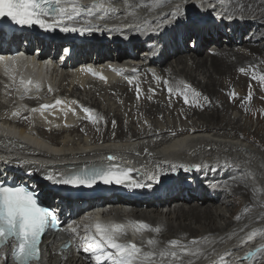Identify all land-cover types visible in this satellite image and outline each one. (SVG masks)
I'll use <instances>...</instances> for the list:
<instances>
[{
  "label": "bare ground",
  "instance_id": "6f19581e",
  "mask_svg": "<svg viewBox=\"0 0 264 264\" xmlns=\"http://www.w3.org/2000/svg\"><path fill=\"white\" fill-rule=\"evenodd\" d=\"M112 1L117 2L119 7L116 16L121 17L124 13L127 17L123 20L133 21L154 17L161 4L160 0H135L133 6L125 0ZM209 1L199 0V4L204 7ZM232 1V5L228 6L222 3L223 0L217 3L220 12L234 16L227 24L235 26L237 38L232 39L226 48L224 45H214L213 41L210 44L211 40L204 36L200 50L188 48L178 51L173 55L174 59L173 56L170 59L164 57L163 60L156 57L151 62L152 67H158L156 70L140 67L134 75L142 88L140 104L137 103L136 84L118 81L107 90L96 86L87 91L76 86V92H69L67 85L71 81H64L59 94L80 99L86 106L84 108H96L99 120L103 121L100 124L88 119L89 113L84 111L78 117L70 110L75 103L59 99L58 94H52L54 97L46 100L30 101L39 106L52 105L57 99L63 102L44 112L53 114L52 119L56 125L51 131L53 135L75 133L71 138H52V141L63 144L61 153L65 155L86 152L90 149L84 147L93 141L112 139L113 135H109L112 128L117 136L124 138V144L135 138L132 143L138 144L136 147L139 151L147 153L146 158L140 160L151 161L153 167L163 169L165 182L177 179L184 182L188 174L183 170L171 172L172 163H193L208 159L225 161V168L209 172L210 176L218 178L214 183L218 194H214V197L207 196L205 200H200L195 194L190 199L180 194L173 195L175 186L169 183L167 194L155 193L131 201L135 208L129 216L133 221L148 224L150 239L155 242L149 245L147 240L140 241L145 253L168 249L171 247L168 242L174 239L183 245L196 240L198 243L193 247L201 255L195 259L194 264H221V257L226 264H233L240 260L241 255L246 256L248 252L264 245V79H261L264 77V0ZM193 37L191 35L189 40ZM219 39L222 40V37L219 36ZM182 44L185 45L186 41ZM209 44V50L200 55L202 48ZM234 46L237 48H231ZM240 46L247 48L248 52ZM15 65L19 66L21 62ZM37 78L44 80L39 86L40 92L44 91V94L48 92L49 85H54V76L48 84L44 74ZM84 80L85 77L80 79L81 82ZM6 85L5 92L9 94L19 91V84L13 83L11 79L6 81ZM169 88L172 89L171 93ZM186 90L188 104L183 99ZM193 91L200 94L197 100L193 99ZM3 111L4 115L0 119V146L4 153H14L15 147L20 146L30 148L15 138L17 133L32 143H42V140L24 128H18ZM39 116V113L36 114L37 120ZM126 118L129 120L125 121ZM113 120L115 126L112 127ZM65 121L74 122L75 125L67 127ZM126 122L127 128L124 126ZM117 145L105 142L97 145V148ZM51 147L55 148L53 145ZM26 160L18 159V162ZM142 179L145 180L144 177ZM252 180H256V183ZM178 200L180 204L169 212L164 214L160 209ZM123 201L130 200L123 198ZM113 214L126 219L118 207L113 208ZM156 228L160 231L157 232ZM252 232L257 235L248 241L247 237ZM72 235L76 237V246L82 251L84 260L69 255L63 260L50 249L49 259L43 260L41 264H96L91 251L83 250V236L80 232H72ZM257 258H260V264H264V252L257 253ZM257 258L241 261V264H256ZM182 259L187 264L193 258L183 256Z\"/></svg>",
  "mask_w": 264,
  "mask_h": 264
},
{
  "label": "snow or ice",
  "instance_id": "6c2138e0",
  "mask_svg": "<svg viewBox=\"0 0 264 264\" xmlns=\"http://www.w3.org/2000/svg\"><path fill=\"white\" fill-rule=\"evenodd\" d=\"M160 2L165 3L166 0H160ZM101 9L104 10L105 14L109 11V9L104 8L103 4L99 5L95 11L93 7L82 8L75 0H0V18L9 19L15 25L21 27H32L35 25L45 31H54L57 28L63 32L92 31L91 27L86 29L77 28L70 22L93 17L96 11ZM202 11L213 14L214 20L231 22L234 19L233 15L218 11L214 4H210L208 8L202 9ZM99 18L104 19L105 17L101 16ZM242 18L240 17V19ZM165 20L170 25H179L181 23L182 17L178 4L174 11L169 12L165 16ZM199 23V21L195 20L190 21L193 28H197ZM18 55L23 54L16 53L12 56L0 54V62H4L6 73L9 72L7 61H11L14 64ZM86 70L92 72L90 67ZM100 78L104 79L103 76ZM261 79H264V77H261ZM13 83H15L14 77ZM30 84H32L31 80L25 81L21 79L19 87L27 92ZM36 87L39 90V84ZM48 91H52L51 87H49ZM168 91L171 93L172 89L169 88ZM192 95L194 100H197L200 96L195 91H193ZM183 99L185 104L189 103L187 90L183 93ZM204 99L207 100V97ZM62 103L61 100L57 99L52 105L41 104L38 109L33 108L31 111H39L43 115L44 111L62 105ZM72 103L76 102L73 101ZM70 110L73 113L75 112V109ZM83 111L89 113L88 119L94 123L96 122L95 118L90 114V109L84 108ZM13 115H19V112L13 113ZM113 126H115V121H113ZM107 160L113 161L115 157L108 156ZM205 168L213 170L212 165L207 163L170 164V169L173 173L178 170H183L186 173L200 172ZM133 171L131 168L108 164L101 168H84L58 176L50 173L43 178L53 183L72 187H93L98 182H102L105 185L115 183L129 188L146 187L151 189L153 187L152 181L159 183L160 176L163 174V169L147 170L145 175L149 182L145 183L133 178L131 176ZM28 174L31 175V173ZM48 217V210L40 206L35 192L30 191L23 181L19 183V186H4L0 184V264H8L9 259L14 261V264H32L33 261H39L40 238L49 223ZM126 227L124 224H102L100 222L94 225H85V235L81 239L83 250L85 252L91 251L96 264H104L105 261L108 264H185L182 259L183 256L192 257L193 259H189L187 264H194L195 259L200 258L201 253L193 247L198 243L196 240H193L188 245H183L174 239L168 242L171 246L170 248L159 252L150 251L147 253L143 252L141 247L135 243H121L119 241L126 234ZM92 228H94V232L91 231ZM148 228V224L139 222L136 231ZM155 230L157 232L160 231L159 228ZM72 231L75 232L76 230L72 229ZM255 235H257L256 232L250 233L247 240H252ZM9 240L12 241L10 256L4 250ZM147 243L153 245L155 242L150 239ZM241 243H247V241H241ZM68 247V244L64 245L65 249ZM262 252H264V245L248 252L242 259L251 261L253 258H257V253ZM226 255L232 254L226 253ZM220 259L221 264H226L223 257ZM233 264H241V260H236ZM256 264H260V258H257Z\"/></svg>",
  "mask_w": 264,
  "mask_h": 264
},
{
  "label": "rangeland",
  "instance_id": "374dc122",
  "mask_svg": "<svg viewBox=\"0 0 264 264\" xmlns=\"http://www.w3.org/2000/svg\"><path fill=\"white\" fill-rule=\"evenodd\" d=\"M232 2H233L232 0H223L222 3H224V5H226V6H228V5H232ZM221 6H223V4H221ZM227 22H228V21H227ZM226 24H227V23H226ZM222 40H223V39H222ZM222 40H221V41H222ZM211 43H212V41L210 42V44H211ZM210 44H209L208 46L205 45V46L202 48V51L200 52V55L205 54V53L207 52V50H209V46H210ZM220 45H224V47H226V48L228 47L227 44H223V43H221ZM190 48H192V47L190 46ZM229 48H230V47H229ZM231 48H237V46H234V47H231ZM240 48H242V50L245 49V51L248 52V49H247V48H244V47H241V46H240ZM224 49H225V48H224ZM173 59H174V58H173ZM173 59H171V60H173ZM59 99H61V98H59ZM68 99L70 100V98L67 97V96H64V97H63V100H65V101H69ZM61 100H62V99H61ZM6 101H7V100H6ZM72 101L77 102L78 100H77V99H73ZM137 103L140 104V102H137ZM95 110H96V108L92 109V112H94ZM93 115H94L95 118H97V120H99V117L97 116V112H96V111H95V113H94ZM100 119H103V117H101ZM128 120H129V118H126L125 121H128ZM91 121H92V120H91ZM113 121H115V120H113ZM113 121H112V124H111L112 127H113ZM92 122H93V121H92ZM102 122H103V121H100V120H99V123H97V121H96L95 124H100V123H102ZM53 123H54V121L51 122V124H53ZM78 123H79V122H78ZM93 123H94V122H93ZM104 124H105V122H104ZM124 124H126V125H124V126H125V128H127L126 126H128V122H126V123H124ZM128 131H129L130 134H131V131H130V130H127V132H128ZM113 132H114V134H115V131L112 130V128H111L109 135L112 136V135H113ZM127 132H126V133H127ZM65 136H66V137L69 136V137L71 138L72 134H70L69 132H67V133H64V137H65ZM90 139H92V138H90ZM247 140H248V139H247ZM102 144H103V143H102ZM102 144H98V145H102ZM252 182H253V183H256V180H252ZM191 203H192V202H191ZM228 214H229V213H228ZM233 219L236 220V218H234V217H233ZM231 227H233V226H231ZM231 227H230L229 229H231ZM229 229H228V230H229ZM150 235H151V234H150ZM150 235H149V236H150ZM262 237H264V235H262ZM147 241H148V240H147ZM209 245H212V243L209 244Z\"/></svg>",
  "mask_w": 264,
  "mask_h": 264
},
{
  "label": "clouds",
  "instance_id": "9594fccd",
  "mask_svg": "<svg viewBox=\"0 0 264 264\" xmlns=\"http://www.w3.org/2000/svg\"><path fill=\"white\" fill-rule=\"evenodd\" d=\"M210 161V163H212V164H216V165H219V163L216 161V160H214V159H208V160H201V161H198V162H193V163H206V162H209ZM224 163H225V161H223V164L222 165H219L218 166V169L220 168V169H223V168H225L224 167ZM230 165V164H229ZM233 167V166H232ZM158 169H160V167H158ZM206 170H207V172L209 173L210 171H214V170H209L208 168H205ZM188 175V174H187ZM163 177V174H161V176H160V178H162ZM188 176H186V178H187ZM215 179V178H214ZM218 181V178H216V181H215V183ZM214 194H218V192H217V190L216 189H214L213 190V192L212 193H210L209 195H205V197H204V199H201V200H205V198L207 197V196H213L214 197ZM180 200H182V199H180ZM180 200H178V201H174V202H177V204L176 205H178V204H180ZM173 203V202H172ZM168 205V204H167ZM167 205L166 206H164V207H167ZM170 205V204H169ZM172 209V208H171ZM174 209V208H173ZM170 211V210H169ZM168 211V212H169ZM167 213V212H166ZM244 256H240L239 257V259L243 262V261H245V260H243L242 258H243Z\"/></svg>",
  "mask_w": 264,
  "mask_h": 264
}]
</instances>
